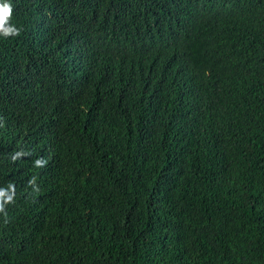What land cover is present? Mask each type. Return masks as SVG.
Segmentation results:
<instances>
[{"label":"trees","instance_id":"16d2710c","mask_svg":"<svg viewBox=\"0 0 264 264\" xmlns=\"http://www.w3.org/2000/svg\"><path fill=\"white\" fill-rule=\"evenodd\" d=\"M10 2L0 264H264V0Z\"/></svg>","mask_w":264,"mask_h":264},{"label":"clouds","instance_id":"9594fccd","mask_svg":"<svg viewBox=\"0 0 264 264\" xmlns=\"http://www.w3.org/2000/svg\"><path fill=\"white\" fill-rule=\"evenodd\" d=\"M12 17L13 5L10 0H0V37L7 39L20 35L21 29L12 23ZM13 201V196H7L6 193L0 192V213L4 214L5 223L8 222L5 206Z\"/></svg>","mask_w":264,"mask_h":264}]
</instances>
